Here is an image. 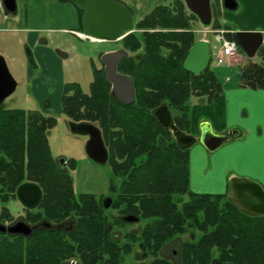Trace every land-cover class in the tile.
I'll list each match as a JSON object with an SVG mask.
<instances>
[{
  "label": "trees",
  "instance_id": "obj_1",
  "mask_svg": "<svg viewBox=\"0 0 264 264\" xmlns=\"http://www.w3.org/2000/svg\"><path fill=\"white\" fill-rule=\"evenodd\" d=\"M76 9L82 32L83 11ZM196 19L183 0H173L169 4H153L135 23L137 27L152 28V32L145 30L142 34L146 58L152 61V110L167 104L177 111L174 118L179 127L189 123L190 96H202L210 103L222 90L210 67L199 75L182 67L196 40ZM212 26L220 24L214 20ZM260 52L263 62L248 60L240 67L239 86L264 88V47ZM149 64L147 61L146 66ZM44 105L48 106L47 101ZM61 105V113L68 120L87 121L99 128L113 173L119 175L121 163L115 157L123 150L131 151L132 144L129 139L120 138L117 128L125 125L132 130L137 110L123 109L113 98L102 69L94 70L88 92L81 91L75 81L65 82ZM56 121L54 115L40 109L0 105V223L12 220L6 203L15 198L17 186L26 181L40 185L48 220H60L71 210L77 215L75 229L67 240L44 226L27 238L0 232V264H61L73 257L80 264H121L124 254L130 251L129 243L121 245L110 236L105 228L104 203L92 193L76 194L70 173L57 164L50 151L48 133ZM152 125L156 127L157 140L147 161L129 172L119 185L111 181L109 187L115 192L111 207L147 219L138 238L131 239H139L142 248L156 254L172 237L187 232L189 238L182 242L179 252L181 264H264V215L253 216L239 210L228 199L227 190L192 191L188 149L166 142L164 128L153 114ZM162 138L164 144L158 140ZM68 165L72 168L74 160L69 159ZM194 230L201 233L195 235ZM147 264L175 263L155 256Z\"/></svg>",
  "mask_w": 264,
  "mask_h": 264
},
{
  "label": "crops",
  "instance_id": "obj_2",
  "mask_svg": "<svg viewBox=\"0 0 264 264\" xmlns=\"http://www.w3.org/2000/svg\"><path fill=\"white\" fill-rule=\"evenodd\" d=\"M15 1L16 11L9 13L0 0V32L16 35L18 45L23 46L28 52L27 57H12V61H15L17 69L24 73L23 83L28 86L30 98L34 97L38 102L47 101L49 108L59 111L65 83L64 65L69 58L58 45L53 49L48 47V37L51 33L60 32L80 38L77 9L71 2L57 0ZM119 1L129 8L132 16L138 17L147 13L155 4V0ZM236 1L235 10L227 14L219 12L228 15L235 25L231 27L224 22L219 23L220 27L230 31L229 36H234L235 39L236 32H250L251 35L245 38L247 47L257 42L259 39L257 34L261 35V43L252 57H248L239 44L237 65L225 66L236 75V80L231 82L230 77L226 76L228 80L225 78L224 83L220 82L222 90L217 98L207 103L200 96L192 95L198 97L200 102L188 104L189 135L195 138L188 146L189 186L196 192L202 190L199 186L193 185L191 180L192 164L197 157L201 159L202 170L206 175L213 173L217 179V186L214 188L217 192L223 193L228 178L237 174L257 180L264 188V88L252 89L238 85L239 69L243 64L248 60L263 62L260 51L264 47V0ZM216 3L219 4L220 0ZM240 3L242 8H239ZM49 22L53 25H49ZM43 32H46V35H43ZM72 48L74 51L77 50L78 56H83V53H78L76 45ZM0 52L2 55L1 50ZM89 67L92 72L91 64ZM30 98L28 99L31 100ZM40 109L47 111L43 105ZM204 123L208 124L214 133L231 129L239 131L232 144L226 145V148L211 156V164L207 152L196 139L200 125ZM242 152L247 154L241 155ZM257 158H260V164L257 163Z\"/></svg>",
  "mask_w": 264,
  "mask_h": 264
},
{
  "label": "water",
  "instance_id": "obj_3",
  "mask_svg": "<svg viewBox=\"0 0 264 264\" xmlns=\"http://www.w3.org/2000/svg\"><path fill=\"white\" fill-rule=\"evenodd\" d=\"M76 8L83 11L82 32L80 37L89 40H117L122 37L130 28L132 14L128 8L119 0H72ZM7 12L16 11L15 0H2ZM186 9L195 15L202 27H209L212 24L213 16L210 0H183ZM222 6L228 10L236 9L235 0H223ZM250 32H236V40L248 57H252L261 43V35L255 44L246 46V37ZM122 51H111L104 53L101 58L105 63V73L112 83V93L119 99L131 101L134 97L133 85L128 76L115 72V65L121 57ZM209 43L204 39L195 40L189 48L182 61V67L194 75L204 71L209 64ZM17 86L16 80L11 75L4 57L0 54V105L3 100L13 93ZM154 117L165 127H173L170 112L166 105H161L154 109ZM71 132L88 134L85 149L87 155L98 163H104L107 152L104 147L99 129L87 122H70ZM238 135L237 129L228 130L223 133H214L211 127L204 123L200 125L199 142L207 152L212 153L218 148L231 141ZM194 142L191 136L185 147ZM228 199L242 212L259 216L264 215V188L257 180L243 176L230 177L227 184ZM15 195L21 204L28 208L38 205L42 197V191L38 184L26 181L17 186ZM105 206H108L110 198L104 199ZM128 220H134L131 216ZM2 233H22L30 232L27 224L20 221L12 225L0 223Z\"/></svg>",
  "mask_w": 264,
  "mask_h": 264
},
{
  "label": "rangeland",
  "instance_id": "obj_4",
  "mask_svg": "<svg viewBox=\"0 0 264 264\" xmlns=\"http://www.w3.org/2000/svg\"><path fill=\"white\" fill-rule=\"evenodd\" d=\"M172 1L173 0H155V3L169 4ZM210 1L212 2L213 7L215 8V14H216L215 19L219 20L218 22L221 24L227 22L229 26L233 27V25L235 24L228 18V15H223L222 13L220 14L218 12L216 5L217 0H210ZM239 8H242L241 3L239 4ZM220 11L227 14L228 12L233 10H228L225 9L224 7H221ZM138 18L140 17L132 16V21H136ZM49 25H53V24L49 22ZM194 27L200 28V25L196 20ZM42 34L46 35V32H43ZM195 34L196 37L198 38L202 37V33L195 32ZM206 37L209 39L212 45L210 69L213 71L219 82L224 83L226 76H229L230 81L234 82L236 80L235 77L236 75L232 71H228V69L225 68V66L217 65L215 63V60L213 58V45L216 43L215 35L213 33H208ZM48 39H49L48 47L53 49L58 45V47L62 51H65L68 55L67 58H69V60L64 65V76H63L64 82L76 81L81 91L83 92L89 91V84L92 80V72L89 67L90 64L92 65L93 63L95 66H98L100 64V58L98 57L99 52L115 44L111 42H93L86 40L82 37L78 38L68 33H60V32L51 33ZM75 45L78 48V53H83V56H78L76 54L77 50L74 51V48H72V46L75 47ZM0 50L3 53L2 55H4L6 64L8 66L11 75L17 82V86L15 90L13 91L12 94H10L8 97H6L3 100L2 105L4 107H10V108L21 107L25 109H29V108L40 109L41 105L45 107L44 100H39L38 102L34 97L30 98L31 96L29 93L28 86L25 83H23V80L25 79L24 73L18 70L15 65V61H12L13 59L12 57L14 58L27 57L28 55L26 49L23 48V46L18 45L17 36L13 35L12 33L0 32ZM28 98H30L31 100H29ZM200 98L203 97L200 96ZM198 102H200V100L196 96H190L188 99V104L190 103L194 104ZM56 111L57 110L54 108H52L50 111L51 114L57 115L56 125L53 128H51L48 133V142L50 144V151L52 155L55 157L67 156L74 158L75 168L72 169L70 172L72 176V183L75 193H79V192L93 193L94 195H96V197L98 196L97 198H99V195L102 194L105 195L109 191L108 186L110 179L115 180L117 182V178L114 176L109 164L106 163L102 164L92 161L86 155L85 152V140L87 139V136L83 134L72 133L67 124L68 119L64 115ZM170 112L172 113V115L177 114L176 110H172ZM233 140L227 142L213 153H206L207 156L210 158V164L212 163L211 156L216 154L218 151H221L224 148H226V145L228 146V144H232ZM242 154H247V153L242 152L241 155ZM257 161H258L257 163L260 164L261 161L260 158H257ZM192 166H193L192 168L193 172L191 173L192 184L197 185L202 189L199 190L198 192L220 193L214 189L217 186V179L214 177L213 173H211L208 176L206 175V173L202 170L203 166L201 163V159L199 157L195 159L194 164H192ZM240 172H244V171H240ZM233 176L248 177L238 174ZM229 179L230 178H228V181ZM187 198L188 196L185 194L184 199ZM7 206L9 207L10 212L14 216L22 211L21 204L17 199H10L7 202ZM119 211L120 210L116 211L113 209L112 211L109 212H113L114 215H117L119 214L118 213ZM146 220L147 219L145 218L141 219L140 226ZM137 226L138 225L135 224H127L120 230L123 234L127 231L133 230ZM200 233L201 232L199 230H194L195 235ZM188 238L189 237L187 232L175 235L169 241L164 243L156 254H153L152 252L149 251L146 252L147 258L145 259V261L149 262L155 256H158L169 259L173 261L175 264H181L179 260L180 248L182 242ZM0 239H2V236H0ZM137 250H138L137 245H135L134 248L135 258H131V256H127L126 259H124L123 264L139 263L138 259L141 257L143 251L140 249V251L137 252ZM72 260L77 262L76 264H80V261L77 258L75 259L73 258ZM65 263H67V261L61 264H65Z\"/></svg>",
  "mask_w": 264,
  "mask_h": 264
},
{
  "label": "flooded vegetation",
  "instance_id": "obj_5",
  "mask_svg": "<svg viewBox=\"0 0 264 264\" xmlns=\"http://www.w3.org/2000/svg\"><path fill=\"white\" fill-rule=\"evenodd\" d=\"M222 1L223 0H221L219 4L216 3L218 12H221L220 11L221 7H223ZM210 3H211V10H212V16H213V21H214V20H216L215 19V15H216L215 14V8L213 7V4L211 1H210ZM151 8H152V6H151ZM145 14H143L142 16H144ZM136 21H132L129 30L122 37H120L117 40H94V42H111V43H115V44L112 45L111 47L104 49V50L99 52L98 57L100 58V64L98 66H95L92 63V65H91V67H92V78H93V72L95 69H102L103 73L105 75L106 81L108 83V89H109L111 95L113 96V98L116 99L120 103V105L122 106L123 109L134 108L137 110V114H136L135 122L133 123V129L132 130H127L128 126L125 127V125L117 128V129H119V136L121 139H129V143L132 144V150L131 151H124L123 150L117 155V157H115L117 160V163H121L120 164V174L115 175L113 173L114 176L117 178V182L115 180L110 179V182L112 181V183L115 186L119 185L121 180L125 179L129 172L135 170L136 168H140V166H143V163H145L147 161V158H149V156L151 155L152 149L155 146L156 140H157L156 127L154 125H152V114H153V111L155 109L154 108L152 110V61H150L146 58V43H145V39L142 35L145 30L152 32V28L145 29L142 27H137L135 25ZM196 21L198 22V19H196ZM213 21H212V23H213ZM216 28H221V27H214V26H212V24L209 27H202L200 25V28L195 27V29L193 30L196 40H198V39L204 40L205 39L209 43V55H210V57H209L208 67H210V62H211L212 45H211L209 39L206 37V35L208 33H213V31H208V30L205 31V29L212 30V29H216ZM195 32L202 33V37H200V38L196 37ZM129 34H131L132 36L127 38V35H129ZM226 35L228 37H230L229 31L226 33ZM238 45H239V43H238ZM239 49H240V46L238 47V52H239ZM111 51H122L121 57L116 62L115 72L117 74H120V75L128 76L131 79V82L133 85V91H134V97L131 101L119 100L112 93V83L107 78V75L105 73V66L106 65L102 61V58H101V56L104 53L111 52ZM147 61L150 62L148 67L146 66ZM236 65H237V63H236ZM147 75L149 76V78H146ZM226 80H228V77H226ZM161 105H166L169 112L173 110L165 103L160 104L159 106H161ZM187 105H188V100H187ZM159 106H157V107H159ZM45 108L47 109V111H43L42 109H40V110L46 114H51L50 111L52 108L50 109L49 106H45ZM61 110H62V105H61V99H60V110L56 111V112L62 114ZM52 115H54L55 117L57 116L56 114H52ZM170 115H171V119H172V124L174 125L173 127H165L157 121V119L154 117V115H153V117H154L155 121L162 128H164L163 134L165 136L166 142H173L182 148L188 149V147H185V146L188 143V137L191 136V135H189V123L187 125L188 127L183 126V125L179 127V125L177 124V122L174 118V116L176 114L172 115V113L170 112ZM56 120H57V117H56ZM188 120H189V118H188ZM70 122H87V121L68 120L67 121L68 126H69ZM87 123H90V122H87ZM91 124H93V123H91ZM93 125H95V124H93ZM72 133H74V132H72ZM198 133H197L198 135H196L197 136L196 139H199L200 129H199ZM74 134H80V133H74ZM100 134H101V132H100ZM238 134H239V131H238ZM83 135L87 136V139L85 140V145H86V141L88 140L89 135L88 134H83ZM101 138H102L104 147H105L106 152H107V158L103 164H105V163L109 164L112 172H114L112 165L110 163V160H109L108 147H107L102 135H101ZM194 139L195 138H193V140ZM158 140H159V142L163 141V144L165 143L164 138H162L161 140L160 139H158ZM49 146H50V144H49ZM205 151H206V149H205ZM85 152H86V149H85ZM207 153H209V152H207ZM188 154H189V152H188ZM86 155H87V153H86ZM53 157L56 160L57 164L61 168L67 169L71 175L70 171L75 168L74 158L67 157V156H60V157L53 156ZM69 159L74 160V166L72 168L69 167V165H68ZM92 161H94V160H92ZM110 182H109L108 188L110 187ZM41 191H42V189H41ZM86 193H88V192H86ZM114 193L115 192L111 191L109 188L108 193H106L105 195H103V194L99 195V202L101 204H103L104 202H106L104 200L105 198H107V197L110 198V202H109L108 206L103 205L104 206L103 207L104 208L103 214L105 215L106 220H107L105 228L108 229L110 236L113 237L115 240H117L118 243H120L121 245L129 243L130 251L127 252L126 254H124L123 261L121 264H123L124 259H126L127 256H131V258H135V256H134L135 245H137V249H138L137 252L140 251V249L143 251L141 254V257L138 259L139 263H137V264H147L148 262H146L145 259L147 258L146 252H148V251H145L144 248H142L141 242L139 239H133V240L131 239V236L138 238V236L141 232V229L147 220L145 222H143V224L140 226L141 219H143V218L140 217L139 215L134 214L131 211L123 212V213L118 212L119 214H117V215H114L113 212H109V211H112L113 209L116 211L119 209L117 207H111L110 206V204L112 203L113 198L115 196ZM42 195H43V193H42ZM10 199H17V197L15 195V198H10ZM19 203H20V201H19ZM6 205H7V203H6ZM21 208H22V211L20 213H18L17 215L14 216L11 213L13 218L11 221L5 222V225L8 226V225H12L14 223L22 221L29 226L30 232L26 235H24L22 233H7V234L21 235L24 238H27L28 236L31 235V233L34 230H36L39 227L44 226L48 230L58 231L64 237V239L67 240L70 237V233L75 229L76 216H77L74 214L75 210H71L72 211L71 213L64 215V217H62V219H60V220H54V219L48 220L47 215L44 212V209L42 207V197H41V200L38 203V205L35 206L34 208H28V207L24 206L23 204H21ZM8 209H9V207H8ZM131 216L135 217V219L134 220H128L127 218L131 217ZM127 224H135L138 226L136 228H134L133 230L127 231V232L122 234L120 229L123 228ZM73 258H69V259L65 260V261H67V263H65V264H76L77 262L72 260Z\"/></svg>",
  "mask_w": 264,
  "mask_h": 264
},
{
  "label": "built area",
  "instance_id": "obj_6",
  "mask_svg": "<svg viewBox=\"0 0 264 264\" xmlns=\"http://www.w3.org/2000/svg\"><path fill=\"white\" fill-rule=\"evenodd\" d=\"M206 30L213 31L215 35L216 43L213 45V58L215 63L226 67H234L239 56V45L236 39L228 37L226 35L228 31L224 28Z\"/></svg>",
  "mask_w": 264,
  "mask_h": 264
}]
</instances>
